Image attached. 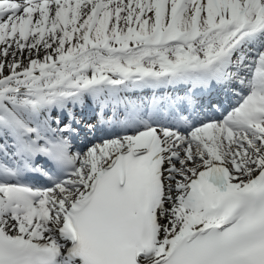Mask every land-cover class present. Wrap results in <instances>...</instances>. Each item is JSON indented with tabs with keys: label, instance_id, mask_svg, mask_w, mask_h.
<instances>
[{
	"label": "snow or ice",
	"instance_id": "6c2138e0",
	"mask_svg": "<svg viewBox=\"0 0 264 264\" xmlns=\"http://www.w3.org/2000/svg\"><path fill=\"white\" fill-rule=\"evenodd\" d=\"M0 264H264V0H0Z\"/></svg>",
	"mask_w": 264,
	"mask_h": 264
}]
</instances>
